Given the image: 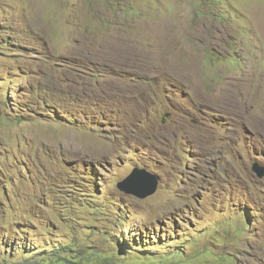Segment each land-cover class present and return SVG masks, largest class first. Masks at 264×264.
<instances>
[{"label":"rangeland","instance_id":"1","mask_svg":"<svg viewBox=\"0 0 264 264\" xmlns=\"http://www.w3.org/2000/svg\"><path fill=\"white\" fill-rule=\"evenodd\" d=\"M255 165L264 0H0V264H264Z\"/></svg>","mask_w":264,"mask_h":264},{"label":"water","instance_id":"2","mask_svg":"<svg viewBox=\"0 0 264 264\" xmlns=\"http://www.w3.org/2000/svg\"><path fill=\"white\" fill-rule=\"evenodd\" d=\"M253 170L259 177H264V171L260 166L255 165ZM118 188L126 194L145 199L157 191L158 183L153 177L146 174L145 171L136 169L126 179L118 183Z\"/></svg>","mask_w":264,"mask_h":264}]
</instances>
